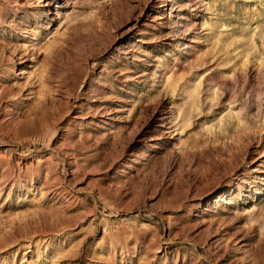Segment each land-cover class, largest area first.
I'll return each instance as SVG.
<instances>
[{
  "label": "rangeland",
  "instance_id": "rangeland-1",
  "mask_svg": "<svg viewBox=\"0 0 264 264\" xmlns=\"http://www.w3.org/2000/svg\"><path fill=\"white\" fill-rule=\"evenodd\" d=\"M0 264H264V0H0Z\"/></svg>",
  "mask_w": 264,
  "mask_h": 264
},
{
  "label": "bare ground",
  "instance_id": "bare-ground-1",
  "mask_svg": "<svg viewBox=\"0 0 264 264\" xmlns=\"http://www.w3.org/2000/svg\"><path fill=\"white\" fill-rule=\"evenodd\" d=\"M30 40H31V39H30ZM12 64H13V63H12ZM13 65H15V64H13ZM13 65H12V66H13ZM14 72H15V71H14ZM13 74H14V73H13ZM231 194H233V193H231ZM231 194H230V195H231ZM225 202H227V201H225Z\"/></svg>",
  "mask_w": 264,
  "mask_h": 264
}]
</instances>
